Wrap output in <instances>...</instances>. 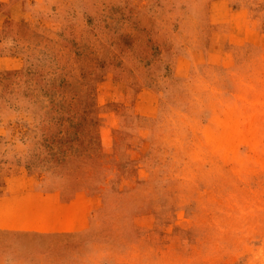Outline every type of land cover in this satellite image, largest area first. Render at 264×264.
Listing matches in <instances>:
<instances>
[{
    "label": "rangeland",
    "instance_id": "rangeland-1",
    "mask_svg": "<svg viewBox=\"0 0 264 264\" xmlns=\"http://www.w3.org/2000/svg\"><path fill=\"white\" fill-rule=\"evenodd\" d=\"M19 168L86 196L46 264H264V0H0Z\"/></svg>",
    "mask_w": 264,
    "mask_h": 264
},
{
    "label": "crops",
    "instance_id": "crops-1",
    "mask_svg": "<svg viewBox=\"0 0 264 264\" xmlns=\"http://www.w3.org/2000/svg\"><path fill=\"white\" fill-rule=\"evenodd\" d=\"M69 185L65 176L51 171L19 168L3 177L0 256L6 247L15 264L53 263V242L68 239L85 225L86 196Z\"/></svg>",
    "mask_w": 264,
    "mask_h": 264
}]
</instances>
